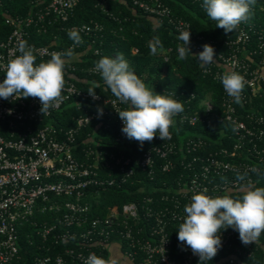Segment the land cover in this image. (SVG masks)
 <instances>
[{"label": "built area", "instance_id": "2783aa9c", "mask_svg": "<svg viewBox=\"0 0 264 264\" xmlns=\"http://www.w3.org/2000/svg\"><path fill=\"white\" fill-rule=\"evenodd\" d=\"M79 1L29 0L33 10L12 14L5 5L6 0H0V82L4 79L8 61L14 54H19L18 42L25 39L29 28L35 26L38 33L46 32L47 26L58 18L66 20ZM132 1L144 13L159 21L165 19L178 34L190 27L189 21L175 16L163 0ZM101 29L102 25L96 21L66 27L67 32L75 30L93 36ZM250 30L245 22L241 23L235 37L225 40L226 50L215 51L216 63L208 65L207 72L203 69L214 79L226 70L244 76L242 103L252 95L264 94V55L254 60L256 49H247ZM255 32L259 39L257 51L264 54V30ZM190 34L195 51L203 50L205 43L213 44L201 34H193L191 30ZM54 38L50 43L27 44L34 48L39 58L36 63L50 59L52 53L72 50L73 56L67 58L62 99L42 113L38 98H0V121L5 123L7 132V135L0 133V264H84L90 253L102 256V248L110 253L112 246L122 256L120 264H198L199 257L185 243L171 247L166 226L171 220L183 222V209L193 192L207 190L209 195L228 192L235 196L243 191L245 181L252 184L250 174L259 169L264 157V115L237 111L233 99L223 89L221 115L213 114L231 122L235 138L230 148H207L202 137L189 138L185 146L176 148L169 129L170 139L162 141L157 136L140 156L127 155L123 150L106 153L87 147L83 148L84 156L79 157L72 151L78 144L77 132L93 117L101 115L98 108L108 120L115 122V140L124 138L123 147H129L130 139L122 132L123 123L117 113L125 105L110 90L96 92L97 98L93 99L87 90L79 87L74 71L98 75L96 63L76 64L71 60H79L74 49L80 43L72 40L66 46H59L55 43L56 34ZM171 49L169 46L167 50ZM132 51L136 52L137 47ZM87 98L98 101V108L77 116L75 125L63 128L45 121L53 111L71 100L77 102ZM175 98L178 99V95ZM180 101L185 105L184 110L174 117L173 128L177 123L209 121L206 116L188 110L187 98ZM201 102L205 111L213 109L209 98ZM177 149L178 157L174 155ZM195 150L196 153L190 156ZM154 161H157L155 165ZM134 165L146 170L147 174L153 173L154 168L165 172L178 166L176 180L154 185L152 195H146L140 201H124L118 210L111 209L103 216L90 215L89 196L126 182L134 174ZM44 214L50 216L47 218ZM25 222L35 227L42 240H47L54 231L53 242L76 237L77 245L66 246L56 253L49 252L47 246L48 253L36 254L32 262L22 263L19 227ZM236 232L231 227L221 230L222 245L217 255L204 264H264V259L251 260L254 257L252 244L244 245L240 239H232ZM112 234L122 239L111 240ZM259 245L264 250V243ZM109 257L110 254L105 259Z\"/></svg>", "mask_w": 264, "mask_h": 264}, {"label": "trees", "instance_id": "16d2710c", "mask_svg": "<svg viewBox=\"0 0 264 264\" xmlns=\"http://www.w3.org/2000/svg\"><path fill=\"white\" fill-rule=\"evenodd\" d=\"M163 1L170 6L173 14L189 21L190 30L193 34H201L207 39H211L212 47L215 51L226 50L225 40L232 39L236 35V29L231 33L225 34L223 29L216 27V22L207 16L202 7L203 0ZM5 5L9 7L12 14H25L33 10V5L29 0H6ZM90 21L100 23L102 29L96 36L78 32L80 37L83 38V42L74 51L79 54V60H81L72 59L71 61L78 65H88L96 63L102 56L113 57L117 54H123L131 69L135 71L146 85L153 87L154 91L158 93L164 92L165 94L175 92L179 101L184 98L188 99L189 111H196L198 114L206 116L207 119L209 118V121H198L195 124L177 123L175 128L170 127L172 130L171 139L176 148L185 146L187 139H196L197 137H202L206 140L207 148L223 146L230 148L232 146L235 138L232 124L225 119L219 118L222 112L223 96L221 81L205 73L203 71L204 68L200 67L198 59L191 54H189L187 59L180 60L177 50V42L179 41L177 31L166 21H153L132 0H80L66 20L58 18L56 22L47 26V31L44 33H38L35 26H31L24 40L27 43H50L54 41V34H56V45L66 46L72 42L66 27L74 23L80 24ZM245 25H248L251 29V37L247 42V49H256L253 58L258 60L264 54L257 51L259 39L255 31L264 30V0H256L251 18L245 22ZM262 34L264 35V32ZM153 36H158L163 45L155 55L151 54L148 46ZM193 44L194 42L191 41V53L200 52L193 50ZM169 46H172L171 50H167ZM134 47H137L136 52L132 51ZM74 73L78 78L75 82L82 89L88 90L99 84V88L95 89V92L104 93L108 90L100 75L89 74L80 70H76ZM207 98L210 99L213 106V109L208 112L205 111V107L201 102ZM180 102L182 103V101ZM98 103V101L88 98L79 99L77 102L71 100L53 111L51 116L47 117L45 121L57 127L68 128L75 125L76 118L80 114L85 115L93 109L96 110ZM234 104L237 111L243 110L245 113L249 111L252 114L260 113L264 115L263 93L250 96L246 103ZM213 112H217L219 115L215 117ZM106 123L107 126H105ZM114 126L115 122L108 120L107 115L93 117L85 125L81 126L79 132H77L78 144L72 148L73 153L83 157V148L90 147L94 150H105L106 153L109 151L116 153L118 150H123L127 155L140 156L147 147L155 142V139H153L151 142L145 141L141 145L136 140L130 139L129 147H123V143L126 141L124 138L121 141L115 140L116 129ZM0 133L7 135L5 123L2 121H0ZM196 150L190 156L195 154ZM174 155L176 157L180 155L179 149L176 150ZM155 162L157 163V161H154V165ZM258 166L259 169L250 174L252 184L264 187V157ZM177 167L165 172L154 168L153 173L147 174L146 170L134 165V174L126 182L119 186H111L103 190L99 195L94 193L89 196L90 215L103 216L111 209L118 210L120 204L124 201H140L144 196L152 195L154 193H152L154 185L163 182L172 183L176 180ZM241 192L235 195H239ZM43 216L48 218L50 215L44 214ZM39 217L41 218V216ZM180 223L182 222L171 220L166 226L171 247L182 244L177 239ZM19 233L18 244L22 263L32 262L36 254L48 253L47 246L50 247L49 252L56 253L62 251L66 246L75 247L77 245L75 242L76 237L69 238L67 241L58 239L53 242L54 231L48 235L47 240H42V237L37 234L35 227L28 222L19 227ZM110 239L122 238L112 234ZM232 239H240L238 231ZM262 242L264 243V232L261 233L259 241L252 244L254 257L251 260L261 261L264 259V250L259 245ZM108 254L109 251L106 248H102V256L105 258Z\"/></svg>", "mask_w": 264, "mask_h": 264}, {"label": "clouds", "instance_id": "9594fccd", "mask_svg": "<svg viewBox=\"0 0 264 264\" xmlns=\"http://www.w3.org/2000/svg\"><path fill=\"white\" fill-rule=\"evenodd\" d=\"M255 4L256 0H203L202 7L207 16L216 22V27L228 34L251 18ZM148 15L153 21H159L155 16ZM190 29L189 27L179 33L178 40L182 43L178 45V58L185 60L191 54L207 72V66L216 63L215 50L205 43L202 51L192 54ZM68 35L74 43H82L78 31L71 30ZM148 46L153 55L163 47L158 36H153ZM17 52L19 54H14L6 65L4 79L0 82V98H38L40 111L44 113L62 99L67 58H71L73 52L71 49L55 52L50 59L36 63L34 48L23 39L18 42ZM95 68L106 89L125 105L117 113L123 123L122 132L127 138L134 139L141 145L145 141L151 142L157 136L162 141L171 138L169 129L175 124L174 117L184 110L183 104L175 98V92L165 94L154 91L153 87L146 85L131 69L123 54L115 57L102 56ZM217 78L233 102L241 104L246 83L244 76L236 71L226 70ZM97 88L99 84L87 90L93 99L97 98ZM98 114L102 115V109L98 108ZM183 211L185 215L183 222L179 224L177 239L199 257L198 264H204L217 255L222 245L221 230L231 227L238 231L244 245L253 244L259 239L264 232V187L245 183L243 191L235 196L228 192L218 195H209L207 190L193 192ZM84 264L120 262L115 256L105 259L90 253Z\"/></svg>", "mask_w": 264, "mask_h": 264}, {"label": "crops", "instance_id": "0c3cea01", "mask_svg": "<svg viewBox=\"0 0 264 264\" xmlns=\"http://www.w3.org/2000/svg\"><path fill=\"white\" fill-rule=\"evenodd\" d=\"M117 252H119L118 250H116V248L115 247H111L110 248V256H115V257H118V255H117ZM119 254H120V252H119ZM118 259H119V257H118Z\"/></svg>", "mask_w": 264, "mask_h": 264}, {"label": "rangeland", "instance_id": "374dc122", "mask_svg": "<svg viewBox=\"0 0 264 264\" xmlns=\"http://www.w3.org/2000/svg\"><path fill=\"white\" fill-rule=\"evenodd\" d=\"M117 255H118V257H119V260H122V256H121V254H119V252H117ZM124 263H129V261L124 260Z\"/></svg>", "mask_w": 264, "mask_h": 264}]
</instances>
